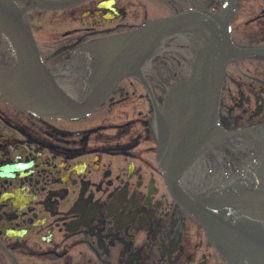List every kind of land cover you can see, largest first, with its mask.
<instances>
[{
  "label": "flooded vegetation",
  "instance_id": "af4514ba",
  "mask_svg": "<svg viewBox=\"0 0 264 264\" xmlns=\"http://www.w3.org/2000/svg\"><path fill=\"white\" fill-rule=\"evenodd\" d=\"M10 1L59 92L76 105L105 98L81 116L52 117L0 91V264H226L160 163L166 98L190 76L207 31L157 42L121 77L97 64L101 41L159 18L217 15L224 0ZM228 34L236 48L260 52L227 62L216 131L175 183L188 200L231 188L264 155V0H238ZM15 57L0 35V80Z\"/></svg>",
  "mask_w": 264,
  "mask_h": 264
},
{
  "label": "water",
  "instance_id": "95a60500",
  "mask_svg": "<svg viewBox=\"0 0 264 264\" xmlns=\"http://www.w3.org/2000/svg\"><path fill=\"white\" fill-rule=\"evenodd\" d=\"M236 1L224 0L217 15L201 16L192 12L158 19L135 32L103 40L101 42L106 44L98 47L106 54L98 57L97 64L112 67L114 73L123 76L135 69L162 39L183 30L206 28V44L194 49L190 76L175 84L166 98V129L176 133L171 134L163 147L165 158L162 164L166 172L172 168L178 170L175 176L166 174L172 183L181 168L194 158V153L190 155L189 152L195 142L188 139L187 131L196 127L201 131L199 139L204 142L207 138L208 143L216 131V107L227 61L253 53L235 48L229 39L226 23ZM39 5L58 4L40 2ZM196 17L197 23L189 24L188 21ZM0 33L17 54L11 75L0 80L4 99L17 108L40 116L64 114L69 99L54 88L39 61L21 12L9 0H0ZM68 112L73 115L83 113L80 109ZM254 173L237 189L202 198L201 206L213 218L196 209L197 218L227 264H264V159Z\"/></svg>",
  "mask_w": 264,
  "mask_h": 264
}]
</instances>
